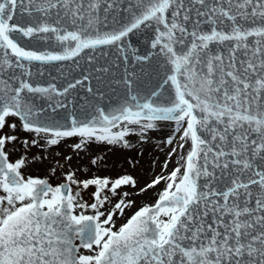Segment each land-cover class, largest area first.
Listing matches in <instances>:
<instances>
[{
	"label": "snow or ice",
	"instance_id": "obj_1",
	"mask_svg": "<svg viewBox=\"0 0 264 264\" xmlns=\"http://www.w3.org/2000/svg\"><path fill=\"white\" fill-rule=\"evenodd\" d=\"M81 60L80 78H35ZM157 122L175 167L144 186L23 173L62 141L128 148ZM0 264H264V0H0Z\"/></svg>",
	"mask_w": 264,
	"mask_h": 264
},
{
	"label": "rangeland",
	"instance_id": "obj_2",
	"mask_svg": "<svg viewBox=\"0 0 264 264\" xmlns=\"http://www.w3.org/2000/svg\"><path fill=\"white\" fill-rule=\"evenodd\" d=\"M158 123V128L149 130L143 134L136 126V130L131 132L126 137L131 146L123 148L119 145L113 146L106 142H94L85 150L77 152L71 145L78 142V138H70L67 142L62 141L58 148L54 149V153H60L59 156L50 158L45 163H31L25 169L23 173L27 176H39L48 177L52 184H58L63 182L61 172L67 170L85 169L86 175H99L106 176L111 179L118 178L121 175H132L138 181V186H144L146 183L158 175H167L168 172L175 167L176 157H173L168 163V169H164L163 165L168 159V151L170 146L167 145L166 139L171 131V122H167L166 126L161 122ZM123 127V125H121ZM114 131L117 129H113ZM23 135V134H22ZM23 151L20 145H17L15 149V155H10V159L14 160ZM33 154L49 156L48 152L39 153L37 149H32L28 153L29 157ZM67 154L72 156L71 164H67L63 156ZM96 160V164H92V160ZM59 160L61 164H64V168L60 169L55 161ZM49 165L56 166L57 171L55 175H51L49 172ZM80 171H77V175L83 178ZM164 184L148 191L147 194L134 197L136 199L137 206L143 204L154 203L157 199V193L163 190ZM131 191V189H125ZM138 190V189H137ZM92 189L82 193L85 200L90 201L89 193ZM128 212V210H126ZM120 221H118L119 224ZM85 251V250H84Z\"/></svg>",
	"mask_w": 264,
	"mask_h": 264
},
{
	"label": "water",
	"instance_id": "obj_3",
	"mask_svg": "<svg viewBox=\"0 0 264 264\" xmlns=\"http://www.w3.org/2000/svg\"><path fill=\"white\" fill-rule=\"evenodd\" d=\"M30 38H23L21 41V46H25V44H29ZM132 42L133 46L135 47H140L141 46V41L138 36H133L132 37ZM56 42L53 39L52 41H46V40H31L29 46L32 47L33 49L39 48L41 50H44L46 46L49 44L54 45ZM87 51V50H86ZM55 66L45 64L42 68H40V71L43 72L42 77H35L38 79L40 82L44 83L47 82L48 80L51 79V77H60V79L64 78H71V77H76L80 78V72L81 71H86L89 69V65L84 61H80V67H77L75 64H73L71 61L68 62H53ZM103 61H101V64ZM39 62H34L32 71L36 73L37 71V66ZM49 73H51V77L49 76ZM95 84V81H93ZM105 99L104 103L107 104L109 101H115L117 99V96L114 95L110 89L105 88ZM85 95V91L81 90L79 92V97H83ZM78 97V99H79ZM80 103H83V100H80ZM63 111V110H60Z\"/></svg>",
	"mask_w": 264,
	"mask_h": 264
},
{
	"label": "bare ground",
	"instance_id": "obj_4",
	"mask_svg": "<svg viewBox=\"0 0 264 264\" xmlns=\"http://www.w3.org/2000/svg\"><path fill=\"white\" fill-rule=\"evenodd\" d=\"M82 251H84V250L82 249Z\"/></svg>",
	"mask_w": 264,
	"mask_h": 264
}]
</instances>
